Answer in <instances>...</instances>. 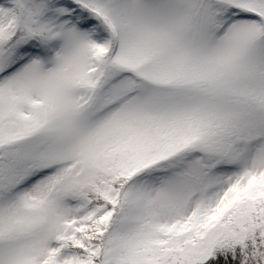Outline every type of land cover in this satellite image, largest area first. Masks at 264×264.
Wrapping results in <instances>:
<instances>
[{
  "label": "snow or ice",
  "instance_id": "1",
  "mask_svg": "<svg viewBox=\"0 0 264 264\" xmlns=\"http://www.w3.org/2000/svg\"><path fill=\"white\" fill-rule=\"evenodd\" d=\"M0 264H264V0H0Z\"/></svg>",
  "mask_w": 264,
  "mask_h": 264
}]
</instances>
